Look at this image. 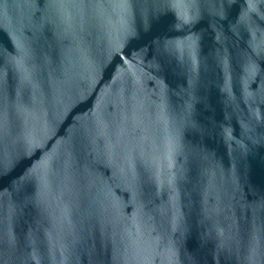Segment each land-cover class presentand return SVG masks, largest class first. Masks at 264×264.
Here are the masks:
<instances>
[{"label":"water","instance_id":"obj_1","mask_svg":"<svg viewBox=\"0 0 264 264\" xmlns=\"http://www.w3.org/2000/svg\"><path fill=\"white\" fill-rule=\"evenodd\" d=\"M0 264H264V0H0Z\"/></svg>","mask_w":264,"mask_h":264}]
</instances>
